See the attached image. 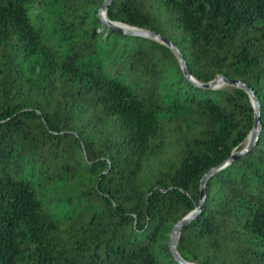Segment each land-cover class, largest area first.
Returning <instances> with one entry per match:
<instances>
[{
	"label": "trees",
	"instance_id": "obj_1",
	"mask_svg": "<svg viewBox=\"0 0 264 264\" xmlns=\"http://www.w3.org/2000/svg\"><path fill=\"white\" fill-rule=\"evenodd\" d=\"M103 2L0 0V264H264V0L106 10L239 156Z\"/></svg>",
	"mask_w": 264,
	"mask_h": 264
},
{
	"label": "water",
	"instance_id": "obj_2",
	"mask_svg": "<svg viewBox=\"0 0 264 264\" xmlns=\"http://www.w3.org/2000/svg\"><path fill=\"white\" fill-rule=\"evenodd\" d=\"M111 2H112V0H104L101 8L99 9L98 16L101 19V21L105 25H107L108 27L114 29L115 31L130 34V35H135V36H142V37H146V38H154L160 44L168 47L172 51L174 56L177 58L179 65L181 67V70L183 71L185 77L188 78L194 85H196L198 87H205L207 89H210V88H213V89L239 88L248 94L251 106L253 108V126H252V129L249 132V134H248V136H247V138L243 144V148L235 156L243 155V154L247 153L248 151H250L251 148L254 146L255 141L258 138L259 127H260L259 126L260 125L259 124V122H260L259 106H258L257 100H256L254 94L252 93V91L247 89V87L245 85H243L241 82H239L238 80H227L221 76H219L216 80H214L208 84H201L198 81L194 80L193 78H190L182 55L169 41H167V40H165L159 36H156L154 33H151L148 31H141V30H138L134 27L124 25L122 23L109 21L107 19V16H106V10H107V8ZM235 156L233 155L231 158H234ZM208 176L209 175H206L202 179L201 184H200V194H201L200 195V202H202L203 198H204V182L208 178ZM192 215H193V212L190 215H188L187 217H185L184 219H182L181 221H179L176 225H174V227L172 228L170 237H169L170 251H171L173 257L175 258V260L179 264H190V263L185 262L179 256L178 251H177V242H178V237H179L180 232L183 230L184 225L192 217Z\"/></svg>",
	"mask_w": 264,
	"mask_h": 264
}]
</instances>
